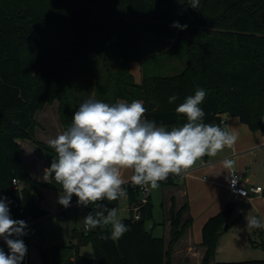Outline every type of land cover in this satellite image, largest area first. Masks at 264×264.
Returning <instances> with one entry per match:
<instances>
[{
  "label": "trees",
  "instance_id": "obj_1",
  "mask_svg": "<svg viewBox=\"0 0 264 264\" xmlns=\"http://www.w3.org/2000/svg\"><path fill=\"white\" fill-rule=\"evenodd\" d=\"M174 21L187 28L171 27ZM147 32L186 40L182 71L163 74V62L143 59V79L136 82L131 64L143 58L142 33ZM110 54L114 68L105 57L103 80L70 78L74 63L83 66ZM94 84L99 100H141L146 119L169 127L187 122L175 108L203 88L206 98L200 107L205 122L227 128L224 114L236 115L251 129H264V0H200L197 8L190 6V0H0V195L10 201L14 219L26 222L50 213L37 198L39 186L61 190L53 177L49 182L34 178L22 160L25 139L45 150L48 167L56 157L48 143L37 139V112L59 101L66 130ZM172 95L177 100L170 104ZM14 178L23 185L15 186ZM176 183L174 174L161 182L163 186ZM125 188L129 204L139 200V186L129 182ZM75 202L73 196L71 203ZM101 203L120 208V200ZM188 208V202L178 207L175 196L171 197L169 240L145 226L154 217L150 195L140 207V218L132 211L122 218L130 230L118 241L101 239L99 228L81 232L74 228L71 242L50 252L74 249L78 264H173L175 246L193 224V218L185 215ZM93 210L92 205L85 207L87 214ZM233 210L234 201H229L205 222L201 264H212L220 237L233 224ZM257 231L264 246V230ZM87 243L94 248L91 258L80 253ZM0 247L8 252L4 241ZM43 255L48 257L49 252ZM215 264H264V258Z\"/></svg>",
  "mask_w": 264,
  "mask_h": 264
},
{
  "label": "clouds",
  "instance_id": "obj_2",
  "mask_svg": "<svg viewBox=\"0 0 264 264\" xmlns=\"http://www.w3.org/2000/svg\"><path fill=\"white\" fill-rule=\"evenodd\" d=\"M199 3L190 0L192 8ZM171 27L183 30L187 25L174 21ZM205 98L206 90L198 87L175 108L187 122L169 127L146 119L147 108L141 100L107 103L89 96L74 112L71 125L48 141L56 157L44 170L45 180L53 177L60 186L57 202L68 208L75 196L78 206H94L83 217L85 230L99 228L101 239H121L129 226L117 208H109L102 201L125 198L129 182L157 189L170 174L182 175L203 157H216L237 142L238 134L233 130L205 122L206 113L200 107ZM176 100L172 95L168 102ZM220 164L231 171L235 160L225 158ZM125 172L131 175L126 178ZM9 203L0 195V238L8 248L6 253L0 247V264H22L27 246L21 237L28 234V225L11 217ZM246 221L248 228L264 229V220L256 216H247ZM105 229L108 234H104Z\"/></svg>",
  "mask_w": 264,
  "mask_h": 264
},
{
  "label": "rangeland",
  "instance_id": "obj_3",
  "mask_svg": "<svg viewBox=\"0 0 264 264\" xmlns=\"http://www.w3.org/2000/svg\"><path fill=\"white\" fill-rule=\"evenodd\" d=\"M142 37L143 42L141 54L143 58L135 61V70L140 69L143 59L147 60V63L148 61L153 63H157L158 61L161 63L163 62L162 67H165V71H162L163 74H173L180 72L185 68L187 61L186 40L177 39V37L169 35L159 36L150 32L142 33ZM105 57L109 59L111 67L114 68V55H102L94 62L85 63L83 66H80V63H74L70 78L74 81H84V78L85 80L93 79V81H95L98 77H101V80H103L107 75L104 63ZM76 92L81 94L78 90ZM92 92H95V84L93 85V90L90 92V95ZM57 112L60 114V110L59 108L57 110V104L54 105V102L48 104L44 109L37 112L36 119L39 123L36 134L37 139L41 137L42 139L49 141V139L54 138V117ZM28 142L32 143L30 140H28ZM27 152L28 151L26 150L25 156L27 155ZM261 182L263 183V181ZM39 191L40 189L36 192L38 199H40L39 194L42 193ZM60 192L61 190L55 188L50 190L49 195L43 201L49 208L47 210H49L50 213L39 219L32 226L29 238H26L25 236L22 237L24 243H26L27 252L29 253V264H78L76 262L74 249L68 251L60 249L55 253L54 251L50 252L57 245H68L72 240L74 228H76L78 232L86 231L84 228L83 217L87 213L84 207L72 205L71 203L70 207L64 208L57 202ZM151 192L154 204V217L148 219L145 226L146 228L154 226L155 233L157 235H163L164 225L161 223L164 219L162 188L159 186L157 189H151ZM128 202L127 195L125 198L120 199L118 214L121 217L129 215L130 211L125 209ZM250 215V207L247 204L235 201L234 210L231 216V220L233 221L232 226L234 227L232 230L230 229L224 234V242L220 250H217L212 264H215L216 261H241L264 258V246L260 243V238L255 234L254 229L250 230V238L247 235L245 236L247 241L245 243H242L244 240L243 232L240 230L238 233L235 232L236 229H238L236 227L247 224L246 217ZM28 240L29 242H27ZM43 251L49 252L48 257L43 255ZM80 253L87 258H91L94 254L92 243L82 245L80 247ZM188 255L191 260L186 262L184 252L179 250L174 253L175 264H201L197 252Z\"/></svg>",
  "mask_w": 264,
  "mask_h": 264
},
{
  "label": "crops",
  "instance_id": "obj_4",
  "mask_svg": "<svg viewBox=\"0 0 264 264\" xmlns=\"http://www.w3.org/2000/svg\"><path fill=\"white\" fill-rule=\"evenodd\" d=\"M135 64L136 62L133 61L131 64V71L134 74L136 82L139 83L143 79L142 65L140 69L135 70ZM91 96L98 99L93 92ZM118 100L126 101V99L124 98H119ZM55 104H57L58 110L60 105L59 101L56 100L54 102V105ZM224 117L226 119L227 128L233 130L238 134V140L235 145L232 148L225 147V149L219 152L216 157H203L202 160L197 161V163L191 169H189V172L187 174H182L179 176L176 175V184L163 186L160 183L163 192L164 202V219L161 223H163L164 225L163 235H165L167 240H169L171 229L170 222L168 220V214L171 208V197L175 196L178 207L182 206L186 202L189 203V208L185 215L186 217L191 216L193 218V224L187 230L186 234L177 242L174 251V253L178 252L179 250L181 252H184V258L186 262H189L191 260L188 254H193L194 252H197L198 257L202 262L206 251V247L202 244L203 226L209 217L222 210L229 201H234V204L235 201L247 204L250 207V216H256L261 220H264L263 192L252 193L248 197L232 196L228 186L230 171L225 170L220 164V161L222 159H234V168L243 175L246 184L261 185L264 187V129L253 130L248 124L243 122L236 115L224 114ZM54 119L55 138L65 129L61 121L60 114L58 112L55 114ZM38 139H40L41 141L48 142L47 140H44L41 137ZM28 140L30 139H25L21 141L22 160L24 164L28 167L34 178L41 182H49L50 177L45 180L44 173V170L48 167L46 152L37 143L32 140H30L32 141V143H29ZM26 142H28L29 144ZM26 150L28 152L25 156ZM130 175V172H125L126 178ZM261 181H263V183ZM39 189L42 191V193L39 194V202L42 207L49 209L43 201L49 195L50 190L52 188L39 186ZM128 206L129 202L125 209L128 210ZM152 227L154 228V226ZM233 227L234 226L228 228L222 234L218 243L217 250H220L224 242V234H226L228 230H232ZM236 228L238 229H236L235 232L238 233V231L240 230L244 234V240L242 243L247 242L245 236L247 235L249 238L251 237L250 230L252 228H248L246 225L238 226ZM254 232L258 236L257 229H254ZM173 264H175V261Z\"/></svg>",
  "mask_w": 264,
  "mask_h": 264
},
{
  "label": "built area",
  "instance_id": "obj_5",
  "mask_svg": "<svg viewBox=\"0 0 264 264\" xmlns=\"http://www.w3.org/2000/svg\"><path fill=\"white\" fill-rule=\"evenodd\" d=\"M189 170H186V172L183 174H187ZM13 182L15 186L20 187L21 186V181L18 180L17 178L13 179ZM229 190L232 196L234 197H248L252 193H262L264 191V187L261 185H253V184H246L243 175L236 170L235 168L230 171V177H229ZM140 190V198L138 201L133 202L132 204H129L128 210L133 212V216L138 219L140 218V207L146 203L151 195V190L150 189H145L139 187ZM72 205H77V203H72ZM83 207V206H82ZM85 209V207H84ZM11 217L14 219L12 213L10 212ZM41 219V218H40ZM37 220H32V221H26L28 225L27 232L28 234L25 235L26 238L30 237L31 231H32V226L38 221ZM3 239L0 238V242H2ZM24 263L28 264L30 262V257L29 253L27 252L25 258H24Z\"/></svg>",
  "mask_w": 264,
  "mask_h": 264
}]
</instances>
